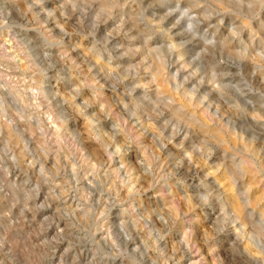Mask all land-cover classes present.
Returning a JSON list of instances; mask_svg holds the SVG:
<instances>
[{"label":"clouds","instance_id":"9594fccd","mask_svg":"<svg viewBox=\"0 0 264 264\" xmlns=\"http://www.w3.org/2000/svg\"><path fill=\"white\" fill-rule=\"evenodd\" d=\"M0 264H264V0H0Z\"/></svg>","mask_w":264,"mask_h":264}]
</instances>
